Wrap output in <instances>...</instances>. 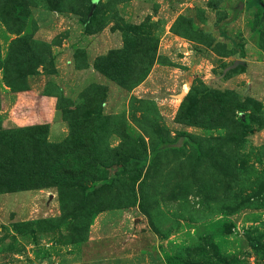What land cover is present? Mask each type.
<instances>
[{
  "label": "rangeland",
  "instance_id": "obj_1",
  "mask_svg": "<svg viewBox=\"0 0 264 264\" xmlns=\"http://www.w3.org/2000/svg\"><path fill=\"white\" fill-rule=\"evenodd\" d=\"M101 31L117 37L93 68L111 56L123 113L103 114L107 86L79 91L66 66L86 68ZM30 89L107 167L46 146L23 109L34 96L18 127L0 112L19 130L18 172L6 142L0 182L29 187L0 194V264H264V0H0V111ZM84 116L93 133L73 125Z\"/></svg>",
  "mask_w": 264,
  "mask_h": 264
},
{
  "label": "crops",
  "instance_id": "obj_2",
  "mask_svg": "<svg viewBox=\"0 0 264 264\" xmlns=\"http://www.w3.org/2000/svg\"><path fill=\"white\" fill-rule=\"evenodd\" d=\"M104 31L99 32L90 41L92 42V44L90 45V47H88L89 59L86 68L75 69L72 59L68 60L66 62L67 65H65L70 71L71 77H77L78 84L76 88L79 91L91 84L107 86L108 96L107 100L102 106V112L105 115H112L117 113H123V110L126 108V102L125 99H123V90L118 88V86H116L112 82L108 81L102 74H100L93 68V60L97 56L104 55L108 45L112 43H110V39L116 40L117 37L115 36V33L105 35ZM106 37H109V40H106L108 39ZM66 55L67 53H63L61 56L63 57ZM23 95L32 97L34 96L35 100L37 101L35 109L30 108V106L23 108L25 109L24 112H30L35 114V124L29 125H48L46 140L49 143H59L63 141L68 134V130L65 122L63 121L61 110L55 108V104L52 97L43 96L40 94V91L33 89L23 91L21 93H3V96L6 97V99H9L11 97L13 99V103H9L8 106L4 104L2 105L3 109L0 112L3 114L5 113L6 115L1 121V126L6 129H11L13 127H18L19 125H21L18 124V121L21 120V117L16 114H19V112L21 113L22 111L20 106H18L19 104L17 103H19L18 99ZM5 194L9 195V193ZM5 194H1V196L3 197Z\"/></svg>",
  "mask_w": 264,
  "mask_h": 264
},
{
  "label": "trees",
  "instance_id": "obj_3",
  "mask_svg": "<svg viewBox=\"0 0 264 264\" xmlns=\"http://www.w3.org/2000/svg\"><path fill=\"white\" fill-rule=\"evenodd\" d=\"M9 13H11V10L7 11ZM88 20V18L85 20V22ZM117 53V52H115ZM112 54V53H111ZM111 56L109 55L108 57H105L103 59H97L98 61L95 62L94 65V69L96 71H98L100 74H102L103 76H105L106 78H109L111 81H113L114 83L118 84L119 86H123L122 88H124L125 83L117 81L115 78H113L114 76H110V74H108V72L106 71V69L104 67H102V65L100 66V60H103L107 63H109ZM156 60V58H155ZM94 86H96L99 89H103L104 90V98H105V93H106V89L103 86L100 85H96V84H92ZM88 90V89H87ZM69 103H71V101H68ZM104 102V99L102 100V103ZM72 105V104H70ZM103 105V104H102ZM60 106L59 104H57V109L60 110L58 107ZM102 110V107H101ZM63 117V115H62ZM66 121V119L64 120ZM89 122L90 119L88 118V116H84L81 117L78 121H76L73 125H76L77 127H82L86 128V131H89V133H93V125L89 126ZM67 123V128H68V134L65 138V141L59 142V143H49L46 140V136H47V131H48V125H36L34 129H36L37 131L43 132L44 133V144H46V146L51 147V148H55V149H59L62 148L66 145L70 146H74V147H78L81 145V148L83 150V157L81 158L80 162V167L85 166L87 169L85 171H89L91 170V168H95L96 166H103V167H107L104 166L102 163H104V160L106 159V154L104 153V151L100 148H98V146H96V140L93 139L92 137H94V135L92 137H90L89 139H81L80 137H78L72 129V124L68 121H66ZM30 130V129H29ZM19 131V130H18ZM18 131H5V130H1V126H0V146L1 145H5L6 142L9 146V150H10V156L7 157V173L10 175H16L17 174V170H15L14 168V164H16L18 162V155L17 152L14 150L13 146L14 144L12 142H14V140H9L10 139V135H13L14 133H18ZM9 135V137H8ZM36 138V137H35ZM35 138H30L32 139L34 142H37L39 144V141ZM81 141V142H77V141ZM37 143H35V145H37ZM1 155H0V168L2 167V163H1ZM80 160V158H79ZM18 164V163H17ZM117 166H123V163L118 162L116 164ZM42 174H40V179H43V176H47L49 174V172H42ZM63 174H66L68 176V171H63ZM87 175V174H86ZM18 176V175H17ZM0 177H2V173H0ZM47 180L49 181H55L57 180L56 176H53V174L49 175L46 177ZM65 181V180H64ZM29 187L27 188V186L23 185L21 182V179H16V180H11V179H6L3 183L0 182V194H4V193H15V192H20V191H24V190H28Z\"/></svg>",
  "mask_w": 264,
  "mask_h": 264
},
{
  "label": "water",
  "instance_id": "obj_4",
  "mask_svg": "<svg viewBox=\"0 0 264 264\" xmlns=\"http://www.w3.org/2000/svg\"><path fill=\"white\" fill-rule=\"evenodd\" d=\"M182 95V94H181Z\"/></svg>",
  "mask_w": 264,
  "mask_h": 264
}]
</instances>
